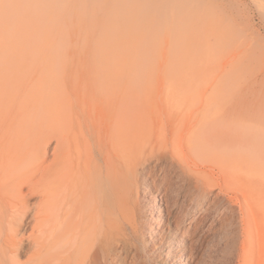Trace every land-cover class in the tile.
Masks as SVG:
<instances>
[{"label": "rangeland", "instance_id": "374dc122", "mask_svg": "<svg viewBox=\"0 0 264 264\" xmlns=\"http://www.w3.org/2000/svg\"><path fill=\"white\" fill-rule=\"evenodd\" d=\"M213 50L222 64L235 55L227 65L229 73L236 70L233 79L206 75L218 81L213 90L201 94L192 82L197 91L182 92L186 83L176 74L190 77L198 66L210 70L200 58ZM244 83L254 86L250 96L264 100V0H0V113L10 114V137L21 139L22 120L36 114L46 120L49 111L60 115L69 103L83 104L78 117L96 128L107 119L111 139L103 155L109 151L114 158L111 181L131 183L127 213L137 226L136 232L127 228L121 262H177L149 245L148 226L168 234L176 219L188 227L203 218L194 233L201 254L196 264H235L244 218L264 221V163L260 173L247 168L243 156L217 154L201 126L167 119L163 111L178 100H230L229 91ZM118 132L125 143L115 138ZM11 164L12 157L0 153L3 181L13 180ZM222 181L236 186L226 192ZM232 206L239 209L233 217L227 212Z\"/></svg>", "mask_w": 264, "mask_h": 264}, {"label": "bare ground", "instance_id": "6f19581e", "mask_svg": "<svg viewBox=\"0 0 264 264\" xmlns=\"http://www.w3.org/2000/svg\"><path fill=\"white\" fill-rule=\"evenodd\" d=\"M235 59V55H226L222 64V58L215 50L201 56V63L210 64V70L198 66L192 70L190 77L178 72L177 79L186 83L182 92H196L195 85L191 84L194 82L201 87L199 93L207 94L216 87L218 81L213 82L216 78H220L219 82L225 78L227 81L233 79L232 74L236 70L229 73L227 65ZM225 73L229 79L223 77ZM206 75H215L216 78L211 80ZM201 77L204 81L200 80ZM234 87L233 91H229L233 94L230 100H206L205 96L197 101L178 100L170 107L166 106L163 116L177 119V122H189L193 127L201 126L207 134V146L216 148L217 154L243 156L248 162L245 164L247 168L248 164L258 168L264 163V160L261 161L264 159V100L250 96L253 85L244 83ZM64 108L60 115L49 111L46 120L39 114H36L37 118L22 120L21 139L10 137L13 135L10 114L0 113V153L12 157L9 171L13 179L3 181L0 175V264H127L121 262L119 250L128 243L130 235L127 228L137 231L127 213L132 186L126 181H111L114 158L109 151L103 155V144L111 139L104 127L107 119L96 128L91 122L78 117V111L80 116L82 114L83 104L69 103ZM181 127L173 128L176 133L178 129L182 133ZM121 134L118 132L115 138L123 144L127 139ZM180 135L177 137L183 136ZM138 139L137 132H134L132 140L138 143ZM23 147L28 152H23ZM103 174L106 181H102ZM261 174L264 178V171ZM207 182L210 184V181ZM250 182L257 184L256 181ZM234 185V181H222L221 188L227 192ZM243 199L248 202V198ZM152 209L155 210L154 205ZM237 210L232 206L227 212L234 216ZM201 219L188 223V227L181 226L180 220L176 219V230L168 234L164 231L162 234L161 230L149 225L147 234L150 244L147 242L154 249H165L167 258H178L171 264H184L182 258H189L196 264L201 254L196 251L198 240L194 239V233L204 221ZM242 227L241 253L235 264H264L261 258L264 221L246 216Z\"/></svg>", "mask_w": 264, "mask_h": 264}]
</instances>
